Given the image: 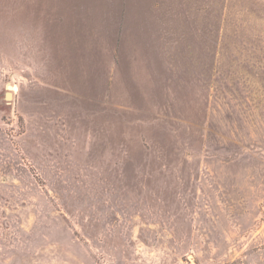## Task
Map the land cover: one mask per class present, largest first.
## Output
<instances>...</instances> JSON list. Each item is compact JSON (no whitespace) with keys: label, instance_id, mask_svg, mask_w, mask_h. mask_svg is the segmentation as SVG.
Wrapping results in <instances>:
<instances>
[{"label":"rangeland","instance_id":"rangeland-1","mask_svg":"<svg viewBox=\"0 0 264 264\" xmlns=\"http://www.w3.org/2000/svg\"><path fill=\"white\" fill-rule=\"evenodd\" d=\"M0 264H264V0H0Z\"/></svg>","mask_w":264,"mask_h":264},{"label":"water","instance_id":"water-1","mask_svg":"<svg viewBox=\"0 0 264 264\" xmlns=\"http://www.w3.org/2000/svg\"><path fill=\"white\" fill-rule=\"evenodd\" d=\"M7 89H8V90H11V86H7ZM5 98H6L7 100H10V98H11V93H10V92H7L6 95H5Z\"/></svg>","mask_w":264,"mask_h":264}]
</instances>
